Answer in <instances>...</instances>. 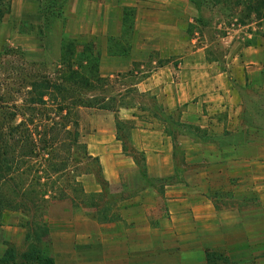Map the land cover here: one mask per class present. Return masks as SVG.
Returning a JSON list of instances; mask_svg holds the SVG:
<instances>
[{
    "label": "crops",
    "instance_id": "obj_1",
    "mask_svg": "<svg viewBox=\"0 0 264 264\" xmlns=\"http://www.w3.org/2000/svg\"><path fill=\"white\" fill-rule=\"evenodd\" d=\"M198 10L194 0H0L1 43L48 48L81 37L93 48L102 76L126 80L122 91L151 95L155 102L91 118L93 129L83 141L120 195L102 217L83 207L77 217L64 211L57 226L49 218L54 264H207L198 256L189 261L183 252L216 250L221 243L228 250L225 264H247L249 251L264 250V141L261 133L259 144H249L253 127L244 125L245 92L264 97V35L255 32L254 43L225 47L217 59L205 32L189 37L183 31L185 24L199 23ZM46 25L51 28L41 35ZM219 38L231 42L235 34ZM109 42L128 45L110 52ZM81 57L85 64L93 58ZM117 113L132 120L126 139L131 150L119 135ZM179 166L194 172L180 176ZM217 175L225 176L224 184L217 185ZM221 191L238 205L221 211L213 197ZM249 191L254 211L247 206ZM27 235L20 224L0 221V264L16 261L4 259L9 249L17 254Z\"/></svg>",
    "mask_w": 264,
    "mask_h": 264
},
{
    "label": "rangeland",
    "instance_id": "obj_2",
    "mask_svg": "<svg viewBox=\"0 0 264 264\" xmlns=\"http://www.w3.org/2000/svg\"><path fill=\"white\" fill-rule=\"evenodd\" d=\"M194 1L199 7V23L189 22L183 31L189 37L197 31L205 32L207 37L202 38L213 42L210 54L217 59L223 58L225 50L238 44L237 41L247 45L254 43L255 37L251 35L255 32L264 35V0ZM256 20L257 25H250ZM50 28L47 25L41 28V35ZM227 32L235 34L234 41L219 38V34ZM128 33L124 28V35ZM109 45L110 52L118 53L125 51L128 44L109 42ZM81 54H91L93 58H88L85 64L86 58ZM99 71L93 48L84 44L81 37H67L59 47L50 44L48 48L44 43L29 46L15 41L0 42V221L18 223L28 232L24 246L17 251V264H54L49 247V218L55 219L57 226L64 211L77 217L83 207L102 217L113 209V201L120 195L105 180L98 160L87 150L83 135L92 131L91 118L99 112H117L126 104L155 107V102L151 95L122 91L121 85L126 80L117 83ZM245 93L248 106L244 125L253 127L246 140L250 144L257 139L259 144L261 133L264 141V97L250 91ZM116 116L119 135L125 140L126 149L131 150L126 139L133 127L132 120L125 119L122 113ZM170 125L171 139L175 141V121ZM136 157L139 161L143 158L141 154ZM142 172L141 168L139 176ZM178 172L181 176L194 170L179 166ZM224 177L217 175V185L225 183ZM87 186L100 189L87 191ZM224 192L214 193L213 197L217 207L226 212L238 203L230 198L231 193ZM248 193L247 206L254 211L255 200ZM214 248L183 254H188L189 261L198 256L200 263H227L228 250L223 244ZM32 251L33 260L24 257ZM161 253L165 257L171 252H157ZM258 254H264V250L249 251L247 264H264V257L263 261L256 259Z\"/></svg>",
    "mask_w": 264,
    "mask_h": 264
},
{
    "label": "trees",
    "instance_id": "obj_3",
    "mask_svg": "<svg viewBox=\"0 0 264 264\" xmlns=\"http://www.w3.org/2000/svg\"><path fill=\"white\" fill-rule=\"evenodd\" d=\"M15 252L16 251H15L14 248L9 249L8 254H7V257L4 259V261H9L10 262V261L15 260L16 259V256H17V254ZM32 253H34V251H32L31 253L30 252L25 253L24 254V257H26L27 259H32L33 260L32 255H31ZM13 264H17L16 261Z\"/></svg>",
    "mask_w": 264,
    "mask_h": 264
}]
</instances>
